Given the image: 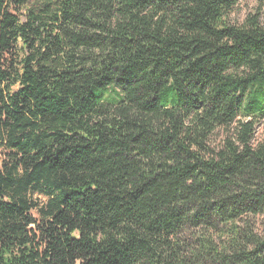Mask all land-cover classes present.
<instances>
[{
    "label": "trees",
    "instance_id": "trees-1",
    "mask_svg": "<svg viewBox=\"0 0 264 264\" xmlns=\"http://www.w3.org/2000/svg\"><path fill=\"white\" fill-rule=\"evenodd\" d=\"M236 4L0 0V264H264V0Z\"/></svg>",
    "mask_w": 264,
    "mask_h": 264
},
{
    "label": "rangeland",
    "instance_id": "rangeland-1",
    "mask_svg": "<svg viewBox=\"0 0 264 264\" xmlns=\"http://www.w3.org/2000/svg\"><path fill=\"white\" fill-rule=\"evenodd\" d=\"M257 5V0H237V4L233 12L229 15V20L232 23L240 24L244 18L249 14L255 11ZM254 135L252 138V144L256 145L257 143L264 142V118L258 120L255 124ZM223 132L218 131L213 137V143L217 146L222 140ZM33 199H37L40 203L44 202L45 198L41 195L34 194L32 195ZM255 230L262 231L264 230V215L258 216L255 218Z\"/></svg>",
    "mask_w": 264,
    "mask_h": 264
}]
</instances>
